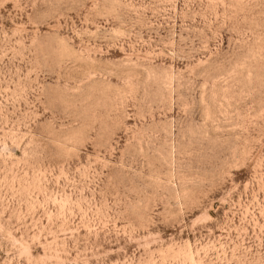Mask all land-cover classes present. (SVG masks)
Here are the masks:
<instances>
[{
	"label": "rangeland",
	"instance_id": "obj_1",
	"mask_svg": "<svg viewBox=\"0 0 264 264\" xmlns=\"http://www.w3.org/2000/svg\"><path fill=\"white\" fill-rule=\"evenodd\" d=\"M0 264H264V0H0Z\"/></svg>",
	"mask_w": 264,
	"mask_h": 264
}]
</instances>
